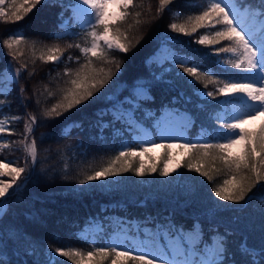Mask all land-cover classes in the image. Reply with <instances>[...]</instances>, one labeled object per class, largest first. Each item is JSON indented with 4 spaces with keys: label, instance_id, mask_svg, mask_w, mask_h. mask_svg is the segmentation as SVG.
I'll use <instances>...</instances> for the list:
<instances>
[{
    "label": "snow or ice",
    "instance_id": "1",
    "mask_svg": "<svg viewBox=\"0 0 264 264\" xmlns=\"http://www.w3.org/2000/svg\"><path fill=\"white\" fill-rule=\"evenodd\" d=\"M47 2L48 0H0V22L22 21L37 5ZM176 3L178 0H158L157 14L162 16L167 9L173 17L168 28L182 36L192 37L200 29H205L194 42L207 48L210 55L217 57L215 63L221 67V73L218 74L197 63L196 50L190 54H181L174 48H169L171 41L178 40V37L172 36L165 37L162 45L167 51L163 61L152 58V63L163 68L164 72L179 69L177 78L183 79L199 101L195 107L219 127L207 132L202 125L200 136L193 141L183 136V133L196 123L195 117L186 110L181 112L179 108L166 109L169 117L179 118V123L174 127L170 126L169 120L161 122L154 113L145 112L141 119H137L135 112L141 107V102L152 99L148 84L137 82L132 86L128 97L123 101L117 98L111 102L110 109L99 114L101 117L111 115L109 123H101L99 127L103 129L116 121L127 124L137 133H143L139 139L134 137L139 151L132 145H122L115 155L102 161L92 171L83 173V178L78 179L77 183L89 185L90 182L105 181L100 187H106V178L128 172L142 177L159 171L160 176H168L172 160L171 150L179 148L185 153H191L190 159L184 165L189 171L198 173L209 182L214 181L216 176L226 177L211 189L214 196L219 198L216 202L218 209L229 207L228 204L221 205L219 201L231 202L232 205L250 203L256 195L253 189L264 195V123L255 131L245 127L258 116H264V0H259V6L254 5L251 0H205L206 6L202 7L198 14L186 16L179 10L173 11L171 6ZM72 7L71 19L85 30L83 45H48L43 41L30 40L19 30L10 32L7 38L0 37V48L7 49L5 55L11 57L10 64L12 61L19 64L14 69H6L7 81L14 84H19L25 73L29 79L35 75L37 60L54 65L65 60L72 62L74 58L71 55L66 58L64 56L65 51L72 48L79 49L83 56V63H80L79 57L75 58L79 65L76 69L65 66L63 74L57 72L56 77H52L51 72L47 74L50 81L63 77L67 79L63 80L62 86H58L57 101L50 107H41L39 124L35 114H27L24 138L20 141L25 154V166H13L17 164L16 161L5 162L0 158V214L21 189L22 185L18 181L21 180L22 174L34 171L38 163L37 140L30 138L34 126H46L45 121L78 109L104 88L115 75L112 68H106L105 65H114L116 71H119L121 66L120 61L111 53H128L142 38L131 36L133 30L143 23L151 22L141 19L143 0H140V3L136 0H76ZM148 11H151V5L148 6ZM182 17L183 21L178 22ZM70 27V22L64 20L61 13L59 30L53 33V38L63 39ZM223 42L227 44L223 45ZM216 45L222 46L217 48ZM26 49L31 54V71H27L28 62L21 61ZM221 54L227 56L221 57ZM164 64L169 67H164ZM154 78L163 79L162 76ZM7 81L0 71V93L5 95L9 94ZM210 86L212 90H209ZM25 91L24 87L20 88L21 94ZM44 92L47 93V98L57 95L49 89L48 84L43 85V92L34 89L33 95L37 96L35 103L38 107L41 101L37 94L43 95ZM180 96L186 101L190 99L183 92ZM219 97L223 99H218ZM208 98L215 101V104ZM21 99L23 103L27 97L22 95ZM6 102L0 101V105ZM125 103L129 107H124ZM172 103L178 101L174 98ZM24 106L27 107L26 104ZM209 108L217 110L208 112ZM21 119L20 116L0 118V133L11 132L8 126ZM146 119L156 121L161 138L185 141L179 144H159V147L165 149L164 164L159 169L154 164L146 166L142 159L157 147L154 140L145 139L149 133L144 129L142 120ZM80 127L78 122L72 121L62 127V134L71 133L73 129ZM52 135L54 133L42 134V138ZM11 146V142L0 138V153ZM79 146L83 147L82 143ZM171 171L175 172L176 169L172 168ZM3 177L10 179L5 180ZM24 179H30V176ZM169 225L166 229L167 235L163 237L166 243H157L155 236L144 232V239H141L139 234L125 233L123 238H113L100 246H96L95 238L81 235L80 238L92 246L90 251L71 246L48 245L49 251L44 264H68V261H71V264H238L229 249L228 233L213 231L208 235L198 221L194 222L191 228L177 226L171 221ZM100 231H103L102 226ZM238 251L243 258L239 264H264V240L258 247L249 245L247 240H244L239 244ZM61 257L66 259H60Z\"/></svg>",
    "mask_w": 264,
    "mask_h": 264
},
{
    "label": "trees",
    "instance_id": "2",
    "mask_svg": "<svg viewBox=\"0 0 264 264\" xmlns=\"http://www.w3.org/2000/svg\"><path fill=\"white\" fill-rule=\"evenodd\" d=\"M136 2L140 3V0ZM251 2L259 6V0H251ZM71 3V0H48L46 4L37 5L22 21L0 22V37L7 38L10 32L19 30L30 40L43 41L48 45L55 43H59L62 47H66L69 43L83 45L85 42L82 37L85 30L72 25L63 39L53 38V33L59 30L61 13L64 20L71 17ZM143 3L144 9L137 10L143 12L141 17L143 21L151 20V22L143 23L133 30L131 36L142 38L138 44L130 48L128 53H111L121 65L119 71H116L114 65H105L115 72L112 80L78 109L45 121L46 126H34L30 138L37 140L38 163L34 171H30L27 175L30 179H24L18 194L12 197L0 214V264H44L49 251L48 245L71 246L90 251L92 246L80 238V233L92 219L99 218L104 224L109 220L108 216H115L116 219L123 221H136L142 226L150 225L153 230L156 226H160L164 232L170 227V221L185 228H191L193 223L198 221L208 235L213 231L229 234V249L238 264L243 259L238 251L242 241L247 240L249 245L258 247L264 240V195L253 189L256 195L250 203L241 202L240 205H232L231 202L219 201L221 205L228 204L229 207L218 209L216 202L219 198L214 196L211 189L226 177L216 176L214 181L209 182L198 173L189 171L184 165L190 159L191 153H187L183 158L178 173L167 177L160 176L159 171L142 177L128 172L106 178V187H100L105 181L90 182L89 185L77 183L78 179L83 178V173L92 171L102 161L115 155L125 142L136 149L139 148L133 138L135 130L129 131L127 124L113 121L108 127L103 129L99 127L101 123L108 124L111 120V115L101 117L99 114L110 109L111 102L117 98L123 101L128 97L132 86L137 82H146L152 96L151 100L141 102V107L136 111L138 119H141L145 112L160 117L166 108L186 110L196 119V123L187 130L185 138L193 141L201 134L202 125L207 132L219 127L195 107L199 101L183 79L177 78L176 73L180 71L179 69L164 72L163 68L148 62L164 44L165 37L172 36L178 37L175 46L182 54H190L196 50L197 63L220 74L221 67L215 63L217 57L210 55L207 48L194 42L206 30L200 29L192 37L173 33L168 28L169 23L173 21L171 13L166 9L164 14L159 16L158 0H143ZM149 5H151L150 12ZM204 6H206L205 0H178V3L171 7L173 11L179 10L186 16L198 14ZM183 18L178 22H182ZM131 22L132 19L129 20V23ZM219 27L218 25L217 28ZM189 41L193 42L188 43ZM226 44L227 42H223V45ZM37 47L39 48L40 45ZM5 53L7 49L0 48L2 72L8 67L19 66L15 61L10 64L11 57ZM68 55L74 58L73 61L65 60L58 65L44 64L37 60L36 73L32 78L29 79L25 73L19 84L13 85L8 95L0 93V101H7L0 105V118L22 117L21 120L8 126L11 132L6 131L5 134L10 141L24 138V125L28 120V113L35 114L39 124L41 107H50L59 98L58 86H62L63 80L67 77L50 81L47 74L51 72L52 77H56L57 72L63 74L65 66L76 69L79 66L75 61L76 57H79L80 63H83L79 49H68L64 53L65 58ZM225 56L227 54H221V57ZM30 57L31 54L26 49L21 61L28 62L27 71H31L33 67ZM164 67L169 65L164 64ZM161 76L163 79L154 78ZM44 84H48L49 89L57 95L47 98L46 92L43 95L37 94L41 101L38 107L35 103L37 96L33 95V90L39 89L43 92ZM21 87L26 89L23 94L20 92ZM209 90H212L211 86ZM182 92L190 98L188 101L180 96ZM22 95L27 97L23 103ZM174 98L178 103H172ZM208 99L215 104L211 98ZM25 104L27 107L24 106ZM215 110L217 109L209 108L207 111ZM72 121L78 122L81 127L73 129L71 133L62 134V127ZM142 123L157 135L154 119L142 120ZM262 123L264 117L258 116L255 127L251 129L246 126V128L255 131ZM47 133L54 135L42 138V134ZM156 141L162 143L160 138H156ZM81 143L83 147L79 146ZM172 151H175V148ZM164 153L165 149L162 148L157 160L145 165L154 164L159 169L164 164ZM112 230L111 224H104L103 232L95 239L96 246L108 243Z\"/></svg>",
    "mask_w": 264,
    "mask_h": 264
},
{
    "label": "rangeland",
    "instance_id": "3",
    "mask_svg": "<svg viewBox=\"0 0 264 264\" xmlns=\"http://www.w3.org/2000/svg\"><path fill=\"white\" fill-rule=\"evenodd\" d=\"M71 2H72L71 3L72 6H74L76 4V0H71ZM72 6H70V8H71V14H70L71 17H72V14H73V7ZM71 17L68 18V19H65V20H68L72 26H75V27H78V28L82 29L75 22V20L71 19ZM177 43H178L177 40H173V41H171L168 44V47L169 48H174L176 51L180 52V49H178L175 46V44H177ZM166 55H167L166 49L161 46L160 49L156 52V54L154 56H152L148 60V62L150 64H153L152 63V58H159L161 61H163V58ZM15 67H17V66H14V68ZM3 75H4V77L6 78V81H7L8 72L6 71V69L3 71ZM7 84H8V89L7 90H8V93H10L11 90L13 89L14 83H12L11 81H7ZM124 107L127 108V107H129V105L125 103ZM181 112H183V110H181ZM135 115H136V118H137L138 114L136 112H135ZM160 120H161V122H163L164 120H169L170 121V126H173V127L176 126L179 123V118L178 117H169V115H168L166 110H164V112L160 116ZM256 121H257V118L255 120L250 121L245 126H248L250 128H254L255 124H256ZM143 126H144V129L147 130V132L149 133V135L146 136L145 139L154 140L156 142V137L153 134V131L151 130V128L148 127V126H145L144 124H143ZM155 126H156V122H155ZM132 130L133 129L129 128V131H132ZM157 131H158L159 138L163 142L176 143V144L185 142L183 139L161 138L158 128H157ZM186 132L187 131H185L183 133V136L185 138H186ZM5 133H0V138H2L3 140H7V141L11 142L12 146L10 148L4 150L3 153H0V158H3L5 162L13 161V160L16 161L17 164H15L13 166H21V167L25 166V154H24V152L22 150V146L20 144V141L22 139L19 138L17 140L10 141L9 140L10 138H8ZM142 134L143 133H137L136 131H134L133 138L135 137L136 139H139ZM159 144L160 143H157V147H155L150 153L145 154L142 157V159L145 162V164L151 163L152 160L156 161L157 158L160 156L162 148L159 147ZM124 145H128V144L125 142ZM137 150L139 151V149H137ZM186 155H187V153H185V151L183 149L175 148V151H172V160H171V163L169 164V169H170L169 175L178 173L179 166L181 165V162H182L183 158ZM150 157H151V159H150ZM29 168L31 170V165L30 164H29ZM172 168H175L176 171L175 172L171 171ZM29 173L30 172L22 174L21 180L18 181V183H20V184L23 183L24 178L27 177V175ZM165 177H167V176H165ZM3 179L9 180L10 178L9 177H3ZM9 192L11 193L12 189H10ZM107 218H109V220L106 223H104V224H111V226L113 228L108 242H110V240L113 239V238H123L125 233H129L131 235L139 234V237L141 239H144L145 237L142 235V232L143 233L144 232H149L150 236H155L156 237L157 243H166V240L163 239V237H166L167 234H166V232H163L162 229H160V228L156 229V230H153L150 225L142 226V225L137 224L136 221H133V222L123 221L122 219H116L115 216H108ZM104 224L102 223V221L99 218H94V219L91 220V222L88 225L85 226L84 230L80 233V235L88 236V237H92V238L96 239V237L100 233L103 232V231H100V227L102 226V228L104 230ZM138 230H139V233H138ZM60 259H65V258L61 257ZM68 264H71V261H68Z\"/></svg>",
    "mask_w": 264,
    "mask_h": 264
}]
</instances>
